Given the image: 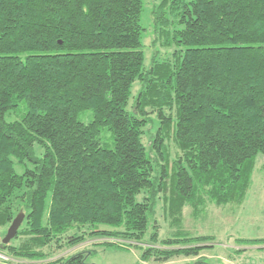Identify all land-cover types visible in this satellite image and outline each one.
<instances>
[{"label": "trees", "instance_id": "trees-1", "mask_svg": "<svg viewBox=\"0 0 264 264\" xmlns=\"http://www.w3.org/2000/svg\"><path fill=\"white\" fill-rule=\"evenodd\" d=\"M143 8V0H0V228L24 214L18 243L2 245L10 255L47 259L52 244L88 237L144 242L163 198L176 228L162 240L153 233L142 258L198 257L207 237L183 228V208L197 218L208 203L243 202L264 154V0H161L153 23L171 51L147 69ZM18 103L25 112L7 121ZM85 110L87 123L78 118ZM151 114L157 171L143 141ZM58 264L92 263L78 252Z\"/></svg>", "mask_w": 264, "mask_h": 264}, {"label": "rangeland", "instance_id": "rangeland-1", "mask_svg": "<svg viewBox=\"0 0 264 264\" xmlns=\"http://www.w3.org/2000/svg\"><path fill=\"white\" fill-rule=\"evenodd\" d=\"M160 1L143 0L141 24L145 31L141 48L145 55L144 68L146 69L149 67L153 56L161 59L168 56L171 51L161 44L153 23V11ZM140 87L141 84L138 81L133 83L128 110H130ZM24 112L25 104L18 103L15 110L6 113L5 119L7 121L19 120ZM78 118L84 123L89 122L92 118L91 110L82 111ZM150 119L152 121L145 128L143 141L147 155L152 162L153 171H157L161 168L162 161L157 159L154 152L150 150V140L155 132L157 122L154 114L150 115ZM108 137L109 133L103 129L100 134L101 141L109 142ZM168 146L170 159H175L178 153L176 147L171 141ZM15 170L20 173L22 167L16 164ZM46 202L49 205V197ZM165 207L163 198L157 199L153 212L148 217V229L144 242L130 244L129 241L119 238L93 239L88 237L71 246L65 244L57 247L54 243L49 246L48 250L45 249L47 255L51 256L41 260H30L10 255V251L2 247V245H6L2 243V239L7 229L0 228V264H58L59 260L78 252H86L87 262L92 264H183L194 261L198 257H202L212 264H264V241H262L264 239V154H258L256 158L252 181L242 203H229L223 206L208 203L205 213L197 218L194 217L190 207L185 206L183 208L181 215L183 228L193 236L207 237L206 240L198 243L200 246H206L199 252L198 257L179 255L166 261H156L153 257L147 260L142 258V253L149 245V238L153 233H157L158 238L162 240L170 237L176 228L171 222V217L167 215ZM89 227L86 225L82 229L89 231L91 230ZM100 228H107V226L100 225ZM75 233L76 229H72L67 234ZM18 241L14 237L7 244L16 245ZM106 242L111 244H105Z\"/></svg>", "mask_w": 264, "mask_h": 264}, {"label": "water", "instance_id": "water-1", "mask_svg": "<svg viewBox=\"0 0 264 264\" xmlns=\"http://www.w3.org/2000/svg\"><path fill=\"white\" fill-rule=\"evenodd\" d=\"M23 219L24 214L22 212H19L7 228V232L2 239L3 244H7L12 238L16 236L18 228L20 227Z\"/></svg>", "mask_w": 264, "mask_h": 264}]
</instances>
